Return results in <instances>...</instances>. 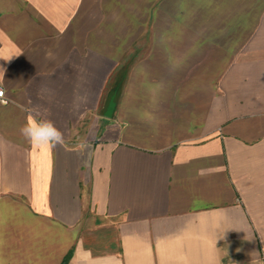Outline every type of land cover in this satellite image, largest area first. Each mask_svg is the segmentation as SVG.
<instances>
[{
	"label": "crops",
	"instance_id": "crops-1",
	"mask_svg": "<svg viewBox=\"0 0 264 264\" xmlns=\"http://www.w3.org/2000/svg\"><path fill=\"white\" fill-rule=\"evenodd\" d=\"M0 87V264H264V0H0Z\"/></svg>",
	"mask_w": 264,
	"mask_h": 264
},
{
	"label": "clouds",
	"instance_id": "clouds-1",
	"mask_svg": "<svg viewBox=\"0 0 264 264\" xmlns=\"http://www.w3.org/2000/svg\"><path fill=\"white\" fill-rule=\"evenodd\" d=\"M4 89L0 88V97ZM20 134L33 146L56 147L65 142L64 134L49 119L38 117V109H31L24 125L19 129Z\"/></svg>",
	"mask_w": 264,
	"mask_h": 264
},
{
	"label": "built area",
	"instance_id": "built-area-1",
	"mask_svg": "<svg viewBox=\"0 0 264 264\" xmlns=\"http://www.w3.org/2000/svg\"><path fill=\"white\" fill-rule=\"evenodd\" d=\"M1 88V87H0ZM0 103L1 104H7L8 103V101H7V99H6V96H5V92H4V95L2 96V97H0Z\"/></svg>",
	"mask_w": 264,
	"mask_h": 264
},
{
	"label": "trees",
	"instance_id": "trees-1",
	"mask_svg": "<svg viewBox=\"0 0 264 264\" xmlns=\"http://www.w3.org/2000/svg\"><path fill=\"white\" fill-rule=\"evenodd\" d=\"M68 258H69V256L65 257V259H64L63 262H62V264H66Z\"/></svg>",
	"mask_w": 264,
	"mask_h": 264
}]
</instances>
